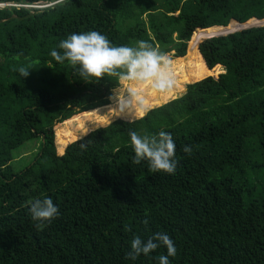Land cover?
Returning <instances> with one entry per match:
<instances>
[{
  "label": "trees",
  "instance_id": "obj_1",
  "mask_svg": "<svg viewBox=\"0 0 264 264\" xmlns=\"http://www.w3.org/2000/svg\"><path fill=\"white\" fill-rule=\"evenodd\" d=\"M39 2L53 4L0 8V264H133L126 259L133 236L155 232L174 242L170 264H264V27L244 29L264 23V0H0ZM88 30L113 45L144 40L171 52L178 58L171 96L179 69L188 71L180 79L196 83L148 110L165 93L148 99V84L120 80L109 105L118 77L85 82L50 56L68 34ZM216 65L225 70L219 79L208 70ZM138 89L148 112L115 120L119 91ZM87 121L106 127L81 140ZM54 126L58 138L66 130L69 142L79 139L56 143L63 155ZM130 130L170 132L175 173L132 164ZM30 140L38 141L34 160L15 168L13 152ZM43 197L59 215L38 231L28 202ZM162 254L160 247L134 264H157Z\"/></svg>",
  "mask_w": 264,
  "mask_h": 264
},
{
  "label": "clouds",
  "instance_id": "obj_2",
  "mask_svg": "<svg viewBox=\"0 0 264 264\" xmlns=\"http://www.w3.org/2000/svg\"><path fill=\"white\" fill-rule=\"evenodd\" d=\"M41 3H46L47 7L53 4L47 2L26 5L5 3L0 4V8L17 6L24 7L27 10H35L33 7ZM57 49L59 51L56 49L51 50L50 56L57 63L69 64L74 75H78L80 80L95 82L102 77H118L117 85L110 90L109 98L118 90L120 80L133 84H148L156 93L170 92L175 85L172 58L144 40L135 41L134 46L113 45L104 34L96 30H88L68 34L66 38L58 42ZM18 72L20 76L28 75V70L23 67L19 68ZM119 93L117 100L121 110L145 109L144 101L142 98H138L137 93L131 91H119ZM128 137L133 153L132 164L144 163L151 173H175L177 168L176 146L170 132L159 130L151 135H142L130 130ZM85 147L84 143L80 144L81 149H85ZM183 152L190 155L192 152L191 146L185 145ZM28 212L34 227L38 231L47 227L59 215L58 208L51 197L33 198L28 202ZM160 247L166 249V254L156 257L157 264H170L169 258L175 257L176 247L173 240L164 232H155L144 240L139 236H133L129 251L126 253V259L134 264L141 255L147 257Z\"/></svg>",
  "mask_w": 264,
  "mask_h": 264
},
{
  "label": "rangeland",
  "instance_id": "obj_3",
  "mask_svg": "<svg viewBox=\"0 0 264 264\" xmlns=\"http://www.w3.org/2000/svg\"><path fill=\"white\" fill-rule=\"evenodd\" d=\"M48 5L46 4V3H41V4H38L37 6H34L33 8L34 9H41V8H45V7H47ZM31 11H33V10H31ZM262 21V20H261ZM231 22H234V21H230L229 22V24H228V27H229V25L230 24H232ZM236 23V22H235ZM248 23V21L245 23L246 25H248L247 24ZM252 23V22H251ZM238 24V23H237ZM244 24V23H243ZM259 26H264V23H259V24H255V25H253V26H250L251 28L252 27H259ZM227 27V26H226ZM241 27H245V26H241ZM246 28H248L247 26H246ZM240 29V28H239ZM242 29V28H241ZM238 31V30H237ZM236 32V31H235ZM195 33V32H194ZM231 33H233V32H231V31H227V32H225V34H220L219 36H212V37H209V38H202L203 40H205V39H211V38H216V37H223V36H227L228 34H231ZM193 35V34H192ZM175 36H173V38H174ZM191 38H192V36L190 37V39H189V41L187 42V47H186V54H187V52H188V48H189V42L191 41ZM197 50L199 51V45H198V47H197ZM199 53V52H198ZM186 54L184 55V57L186 56ZM167 55H169L171 58H172V61H177V59L176 58H174L173 56H172V53L170 52V53H168ZM183 58V57H182ZM205 67V66H204ZM206 69H208L207 67H206ZM209 71H214V73L212 74V76L216 79V78H220L221 77V75H223L224 73H225V70H224V68L221 66V65H216V66H214L213 68H211V69H208ZM179 71L180 72H178V74H177V77H176V80L179 82V88H178V90H177V92H176V94H175V96H171L170 95V92H167V93H165V98H167V100H165L164 102H162L160 105L159 104H157V105H153V107H151V108H148V110L150 109V110H152V109H158L162 104H165V103H169L170 101H173V100H175V99H178V97H181V96H183L185 93H186V91H187V86L188 85H192V84H195L196 82H193V83H189V81L187 80V77L186 78H182V79H180V75L183 73V72H188L186 69L184 70V71H182V70H180L179 69ZM151 89V88H150ZM135 91H140V92H135ZM134 92L135 93H137L138 95L139 94H141L142 95V97L141 96H138V98H142L143 99V101H144V105L146 104V99H147V94L144 92V91H141V89H138V90H135ZM154 92L155 91H153L152 89L150 90V92H149V94H148V99L150 98V97H154ZM159 95V93H157V96ZM164 97H162V98H164ZM110 103H111V98H109V105H110ZM117 111H120L119 113H118V117H120V118H116L115 120H121V121H125V122H134V121H136L137 119H139L140 117H142L145 113H147L148 112V110L146 111V109L147 108H145L144 110H142V111H144V113H139L138 115H136V113H135V111L134 110H136V108L135 109H124V110H121L120 109V107H119V105H117ZM150 112V111H149ZM88 113V115H90V114H92L93 113V111L92 112H87ZM86 113V114H87ZM123 113L124 114H127V115H130V119H128V117L125 119V118H123ZM82 115H84V114H82ZM82 115H80V116H78V117H76L75 119H77V118H79V117H82ZM132 116V117H131ZM140 116V117H139ZM114 120V121H115ZM62 124V123H61ZM56 125H58V124H56ZM87 126H88V129H86L85 130V132L83 133V135L81 136V138H79V139H84L85 137H88L89 135H90V133H92V132H94V131H96V130H98V129H101V128H104V127H106V125H104V126H100V127H90L89 128V126H91L90 124H89V122L87 121ZM55 128H56V126H54L53 127V131H54V143H55V148L57 147V145H56V143H59L60 141H61V139L62 138H64L66 141H67V146L69 145V144H72L73 142H75V141H78L79 139H75L74 138V140L73 141H71V142H69V137L70 136H68V132H66L65 133V131L63 130V128H60V131L61 130H63L62 131V133H61V136H60V138H58L57 136H56V131H55ZM93 128V129H92ZM56 132V133H55ZM68 136V137H67ZM80 137V136H79ZM38 151V141H35V140H30V141H27V142H25L23 145H21L19 148H17L14 152H13V154H14V157L16 158V161H14L13 163H12V165L15 167V168H20V167H22V166H25V165H28V163H32V161L34 160V157H35V154H36V152ZM63 152H64V150H63ZM63 152L61 153V154H63ZM56 153H57V148H56ZM61 154H58L57 153V155H61Z\"/></svg>",
  "mask_w": 264,
  "mask_h": 264
}]
</instances>
